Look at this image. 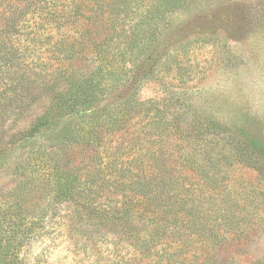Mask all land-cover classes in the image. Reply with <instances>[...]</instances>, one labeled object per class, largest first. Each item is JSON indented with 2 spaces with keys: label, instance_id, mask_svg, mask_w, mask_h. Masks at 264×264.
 <instances>
[{
  "label": "rangeland",
  "instance_id": "374dc122",
  "mask_svg": "<svg viewBox=\"0 0 264 264\" xmlns=\"http://www.w3.org/2000/svg\"><path fill=\"white\" fill-rule=\"evenodd\" d=\"M80 24L65 23L57 30L51 23L38 34L17 38L18 43L8 35L0 38V239L7 227L29 229L13 242L14 264H133L139 259L131 232L97 215L120 208L121 198L102 192L88 203L80 180L69 196L57 197L51 190L52 164L44 154L59 146L53 133L57 127L103 123L95 151L104 166L117 152L128 166L138 148L157 147L153 136L142 135L136 144L132 140L141 128L150 130L145 124L153 125L158 116L149 110V117L127 131L116 132L110 123L129 107L127 98L152 100L166 116L183 122L177 132L194 135L196 122L211 128L216 121L223 134L215 147L237 139L264 155V0H193L171 13L148 50L153 59L133 65L123 58L121 71L129 69L130 78L111 89L103 81L88 111L76 107L74 98L92 90L84 75L93 65L59 52L65 45L77 49L82 44L90 52ZM53 126V132L47 131ZM160 141L168 148L182 142L169 131ZM79 149L71 152L76 159ZM173 164L179 169L180 162ZM112 168L106 172L112 174ZM229 169L234 170L229 182L236 180V186L258 183L240 166ZM233 256L243 264L264 259V235L220 252L224 259Z\"/></svg>",
  "mask_w": 264,
  "mask_h": 264
},
{
  "label": "trees",
  "instance_id": "16d2710c",
  "mask_svg": "<svg viewBox=\"0 0 264 264\" xmlns=\"http://www.w3.org/2000/svg\"><path fill=\"white\" fill-rule=\"evenodd\" d=\"M192 1L0 0V38L8 35L18 43L17 38L38 34L51 23L58 30L65 23L80 21V35L90 52L83 44L77 49L65 45L59 52H70V57L93 65L84 75L92 90L77 93L74 98L76 107L88 111L101 95L103 81H109L107 87L111 89L121 87L130 78L129 69L121 71L123 58H129L133 65L153 59L147 53L166 17ZM126 101L129 107L116 112L111 128L127 131L149 117L152 110L158 119L153 125L148 120L145 125L151 126L150 130L145 133L141 128L134 132L132 141L136 144L142 135H149L156 137L157 147L138 148L128 166L117 152L108 157V165L104 166L93 147L103 132V123L93 121L87 123L88 128L75 130L48 127L49 132L56 128L53 133L60 141L59 146L44 154L52 164L50 183L55 196L73 194V183L80 180L82 197L88 203L102 192L121 198L120 208L97 215L99 220L115 221L116 226L131 232L139 252V259L133 264H243L235 256L221 258L220 252L264 235L262 152L237 139L225 147H215L214 142L223 134L219 122L214 121L211 128L196 122V134L184 135L176 128L183 122L166 116L159 103L137 98ZM149 119L152 122L154 116ZM166 131L182 142L173 148L165 147L160 140ZM187 140L195 145H189ZM79 147L81 153L76 159L71 152ZM176 161L180 162L179 169L173 164ZM235 165L252 172L258 183L249 182L250 188L241 181L237 186L236 180L230 183L234 170L229 168ZM108 166L113 167L112 174L106 172ZM22 228L4 230L0 264H14L13 242L19 234L23 238L29 231ZM245 264H264V259Z\"/></svg>",
  "mask_w": 264,
  "mask_h": 264
}]
</instances>
